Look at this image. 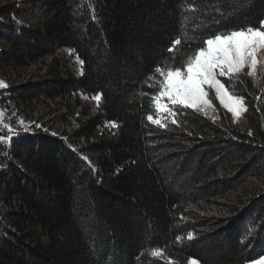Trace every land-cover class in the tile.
<instances>
[{
  "label": "trees",
  "instance_id": "obj_1",
  "mask_svg": "<svg viewBox=\"0 0 264 264\" xmlns=\"http://www.w3.org/2000/svg\"><path fill=\"white\" fill-rule=\"evenodd\" d=\"M0 18V264L264 257V89L226 85L245 100L242 128L221 109L146 119L155 69L259 27L264 0H0ZM15 118L63 131L14 133Z\"/></svg>",
  "mask_w": 264,
  "mask_h": 264
},
{
  "label": "snow or ice",
  "instance_id": "obj_2",
  "mask_svg": "<svg viewBox=\"0 0 264 264\" xmlns=\"http://www.w3.org/2000/svg\"><path fill=\"white\" fill-rule=\"evenodd\" d=\"M16 23L20 22L17 20ZM179 43V39L175 40L173 48ZM171 51L172 48H169V52ZM258 66L264 69V21L259 27L248 26L239 30L219 31L204 39L202 45L187 57L182 66L155 69L159 78L154 79L150 76L148 79H154V84L158 86L156 93L151 96L156 116L149 114L146 119L152 125L163 129L166 127L163 119L165 116L175 125L177 124L175 117L180 112L195 109L215 121L218 117L213 106L214 96L235 121L246 111L245 100L242 96L231 94L226 85L246 69L248 76L255 77ZM81 75H83L82 72ZM222 78L228 79L222 82ZM7 87L8 85L0 80V89ZM101 98L100 93L92 97L97 103L101 101ZM21 125L25 133L30 132V127L24 126L23 121ZM3 126L9 128L7 124ZM109 126L111 129L119 127L115 121L110 122ZM34 127L39 129L42 125L36 123ZM44 131L48 130L44 129ZM51 135L57 136V133L52 132ZM248 135L251 136L252 132L250 131ZM69 147L72 146L69 145ZM72 151L75 149L72 148ZM82 159L88 161L86 156ZM180 239V236L176 237L177 241ZM193 239L194 233L189 231L187 240L191 242ZM151 255L160 256L161 252L155 251ZM254 260L256 264H264L262 256ZM188 264H198V261L194 258L189 259Z\"/></svg>",
  "mask_w": 264,
  "mask_h": 264
},
{
  "label": "rangeland",
  "instance_id": "obj_3",
  "mask_svg": "<svg viewBox=\"0 0 264 264\" xmlns=\"http://www.w3.org/2000/svg\"><path fill=\"white\" fill-rule=\"evenodd\" d=\"M0 19H2V18H0ZM9 20H11V17L10 18H8ZM12 20H13V18H12ZM67 56V55H66ZM68 57V56H67ZM68 60H70V68H71V70L75 73V74H77V73H79V70H78V66H79V64L77 63V61L76 60H74V59H72V58H68ZM242 78H249V79H251L252 81H253V83L254 84H256V85H258V86H260L261 88H263L264 89V69H260L259 68V66H258V69H257V75L255 76V77H250V76H248L247 75V69L244 71V72H242V73H240V74H238V77L237 78H234V80L236 81V82H239ZM232 94V93H231ZM81 101H82V103H84V104H86V102H85V100H83V99H80ZM213 106H214V108L216 109V115H217V117H218V112H219V109H221V110H223L224 112H227V110L226 109H224L220 104H219V102L218 101H216L215 100V98H214V96H213ZM190 110H192V111H194V112H196V113H198V114H200V115H202V116H204L203 115V113H200V112H197L195 109H190ZM227 114H229L230 115V117H231V114L230 113H228L227 112ZM204 117H206V116H204ZM206 118H209V119H211V117L209 116V117H206ZM219 118V117H218ZM16 119V118H15ZM231 119H232V117H231ZM19 123H20V125L19 126H15L14 127V133H17V132H24L23 131V126L21 125V119H16ZM212 120V119H211ZM232 121H233V119H232ZM40 125H42V127L41 128H39V129H37V130H39V131H42V132H45L44 131V129H47L48 131H47V133H52V132H56L57 133V135H60L61 134V132L63 131L62 129L61 130H58L57 128H51V129H48L46 126H47V123H44V124H42L41 122H38ZM233 123L236 125V126H238V127H244L245 125H246V118H245V113H242L235 121H233ZM24 126H29L30 127V132H35V130H34V126L32 125V124H23ZM68 128H70V127H68ZM248 264H256V261H254V262H251V263H248Z\"/></svg>",
  "mask_w": 264,
  "mask_h": 264
}]
</instances>
